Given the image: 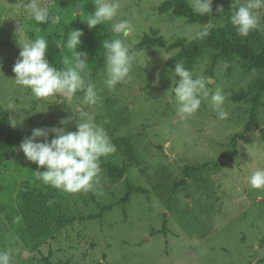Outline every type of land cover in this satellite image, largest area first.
Segmentation results:
<instances>
[{
    "label": "rangeland",
    "instance_id": "1",
    "mask_svg": "<svg viewBox=\"0 0 264 264\" xmlns=\"http://www.w3.org/2000/svg\"><path fill=\"white\" fill-rule=\"evenodd\" d=\"M165 1L121 0L119 18L134 25L126 39L137 41L134 48L143 63L111 92L104 84L103 49V42L115 37L110 24L89 28L88 34L79 29L84 34L77 50L86 54L87 79L101 97L97 105L87 106L80 104L83 92L71 100L59 95L35 99L30 90L15 85L13 67L21 51L19 37L41 35L49 41L50 66L63 71L64 56L72 58L73 52L58 48L57 42L66 41L74 30L71 25L88 26L84 19L96 11L95 0H41L61 16L59 24L29 17L23 5L31 0H0V104L18 121V129L26 138L35 128L73 132L79 123L74 111L86 112L116 149L101 158L100 183L88 192L69 193L44 184L36 171L46 166L29 161L20 147L0 166V249L14 250L12 264H264V189H250L246 178L264 168V93L255 125L239 139L254 106L249 86L263 72L250 71L236 55L214 63L216 51L207 50L190 70L207 76L212 91L223 90L229 117L218 120L207 100L188 119L178 116L171 88L178 79L174 59L180 48L138 46L146 35L162 37L168 45L185 38L191 47L207 37L194 38L197 27L204 25L188 24L173 9L161 12ZM213 2L218 8L210 14L211 24L239 35L230 22L236 0ZM87 35L102 47L91 48ZM243 38L263 45L264 31ZM9 103L17 110L7 109ZM54 135L50 131L48 140ZM43 141L39 137L36 142ZM103 163L127 167L126 174L113 178ZM206 164L187 176V166ZM185 178L187 185L175 190V183ZM130 185L149 192H134L123 202Z\"/></svg>",
    "mask_w": 264,
    "mask_h": 264
},
{
    "label": "clouds",
    "instance_id": "2",
    "mask_svg": "<svg viewBox=\"0 0 264 264\" xmlns=\"http://www.w3.org/2000/svg\"><path fill=\"white\" fill-rule=\"evenodd\" d=\"M96 11L86 15L89 28L97 25L110 24V31L115 34L112 39L103 42L106 50L105 80L108 91H114L116 86L130 79L133 67L142 64L141 53L135 50L137 41H127V37L134 32V25L127 19H120L121 0H95ZM213 0H191L193 12L201 16H210ZM28 16L37 23L59 24L61 16L45 6L41 0H31L24 4ZM220 11H223L221 8ZM264 11V0H236L235 10L230 17L231 24L237 33L247 37L252 31H264L261 21V12ZM39 31V29H38ZM83 31L74 29L69 31L66 41L57 42L58 48L72 50L73 56L63 58V71L50 66L46 59L49 41L46 36L38 35L35 39L19 37L21 47L13 71L16 78L15 85L25 90H30L37 100H46L55 96H62L71 100L77 92H83L80 98L81 105L95 106L101 97L94 83L87 79L88 62L86 54L78 51L81 45ZM210 34L209 25L197 27L194 38L204 39ZM174 103L177 115L188 119L201 108L202 102L207 100L216 113L218 120H227L229 112L225 109L226 95L223 90L209 88L211 81L203 74L196 75L183 63L178 62L174 70ZM7 109L17 110L12 103ZM39 109V107H38ZM37 109V110H38ZM39 111V110H38ZM77 130L66 132L63 128L53 127L33 129L32 136L26 138L20 145L29 161L35 162L44 171H36L37 178L44 184L69 193L88 192L94 190L100 183L101 158L112 154L116 149L106 130L95 122L88 113H79ZM21 119L19 123H22ZM16 127L18 121H10ZM62 120L61 124H67ZM54 133V138L48 140L49 132ZM43 137V142H36ZM250 189H264V168L253 171L246 176ZM260 198H264L261 196ZM20 218L17 217V220ZM14 250L11 248L0 249V264H12Z\"/></svg>",
    "mask_w": 264,
    "mask_h": 264
},
{
    "label": "trees",
    "instance_id": "3",
    "mask_svg": "<svg viewBox=\"0 0 264 264\" xmlns=\"http://www.w3.org/2000/svg\"><path fill=\"white\" fill-rule=\"evenodd\" d=\"M218 6L216 2H213L212 12L217 10ZM173 9L179 16L184 17L189 24H201L209 25L210 34L207 36L206 41L196 47H191L187 43V39H177L173 44L168 45L165 39L162 37L146 35L143 42L138 46L139 50H143L146 46H159L168 50L180 48V52L175 57L174 62L183 61L186 68L190 69L194 66L197 59L201 58L207 50H215L214 63L219 59H229L232 56H239L247 69L250 71H262L263 76L256 82L251 84L250 91L255 95L253 99L254 106L252 108L251 120L247 124L245 131L240 133L239 139H243L245 134L250 131L252 126L255 125L256 113L261 103L262 94L264 93V44L260 45L257 39L243 38L234 34L228 28H219L216 25L211 24L210 16H201L192 11L191 6L187 0H167L161 6L160 10L163 13ZM70 29H82L86 34L89 33V27L80 23L73 24ZM87 39L90 42L91 48L102 47V45H96L93 39L87 35ZM57 52H55L50 58L52 59ZM104 65V61H101L100 66ZM12 117L7 110L0 104V166L7 164L17 153L21 143L26 139L24 134L18 129V127H12L10 121ZM234 138V146L236 147L239 140ZM262 139L264 141V130H262ZM103 166L109 169L113 178H123L126 174L127 167H118L114 163H103ZM187 166V176H190L191 172L199 171L201 168L207 167ZM188 179H183L175 183L174 189L177 190L182 186H186ZM134 192L147 193L149 190L129 186V191L123 202H128L131 195ZM51 264V263H48Z\"/></svg>",
    "mask_w": 264,
    "mask_h": 264
}]
</instances>
